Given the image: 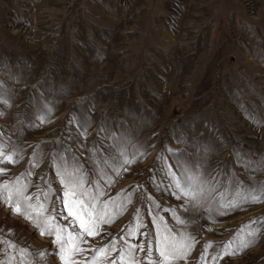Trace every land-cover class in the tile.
I'll return each mask as SVG.
<instances>
[{
    "label": "rangeland",
    "instance_id": "374dc122",
    "mask_svg": "<svg viewBox=\"0 0 264 264\" xmlns=\"http://www.w3.org/2000/svg\"><path fill=\"white\" fill-rule=\"evenodd\" d=\"M198 2L0 0V145L15 159L0 164V189H23L73 235L61 174L116 213L79 264L112 240L125 249L133 225L146 234L129 240L148 249L140 264L158 259L165 227L196 241L176 264H200L205 248L214 264L237 237L254 243L219 264H264V202L224 207L264 186V0H205L200 54ZM182 168L203 184L196 201L177 198L170 172L183 184ZM0 238V261L20 264L11 242L28 264H63L53 237L3 203Z\"/></svg>",
    "mask_w": 264,
    "mask_h": 264
},
{
    "label": "snow or ice",
    "instance_id": "6c2138e0",
    "mask_svg": "<svg viewBox=\"0 0 264 264\" xmlns=\"http://www.w3.org/2000/svg\"><path fill=\"white\" fill-rule=\"evenodd\" d=\"M4 103H7L4 101ZM14 155L6 153L2 145H0V164L14 163ZM125 164L131 163V161L125 159ZM179 166V165H178ZM5 169L0 168V175H3ZM184 183L176 177L174 172H170L173 177V182L179 195L177 198L186 197L193 201L197 200V194L204 191L203 184L200 182L197 175L189 172L188 169L182 168ZM61 183L64 185V197L67 199L62 201L67 209V216L71 217L76 224L70 225V227H77L75 235L61 227L58 223H54V218H49L45 215L47 210L43 208L42 204H38L33 208L29 203L31 197L23 194V189H18L12 193H8V185L5 184L3 189H0V203L7 205L12 213L19 215L26 221L30 222L33 227L38 230L40 235H46L53 237L54 245L58 246V251L63 264H79L75 259L76 256L82 255L85 249L82 245L87 244L88 241L85 237H96L100 234V228L103 224H110L114 222L116 213L109 214L106 210L103 212H97L94 207L95 197L91 196L87 190L82 189V181H69L65 182L63 174H61ZM26 187V186H25ZM174 195L176 193H173ZM240 195V200L231 201L224 207H239L241 203H261L264 202V186L260 189H248L246 194ZM181 224H185L186 221L179 220ZM264 223V222H262ZM139 225H133L127 234L128 239L124 240L125 249L118 250L116 247V241L112 240L104 247L99 249H91L95 255L89 264H104V261L110 259L113 252L118 253V259H113L111 264H140V261L135 259V253L137 250L145 252L147 255L148 249L143 244H130L129 240L139 239L140 236H146L141 232ZM249 235H255V233H249ZM123 239V238H122ZM239 240V244L236 248L232 245ZM2 238H0V244H4ZM195 239L191 236H180L172 234V230L164 228L159 234L158 240V259L153 260L148 257L146 264H176L177 261H186L194 244ZM254 241L247 239H240L237 237L233 241L224 245L219 252L216 253L213 258L214 264H219V260L225 256L235 255L237 252L248 248ZM9 249L17 250L21 253L20 264H28L25 257L29 255L24 249H17L15 244L11 242L7 243ZM212 247V245H208ZM0 264H11V257L7 260L0 261ZM200 264H208L207 261V248L201 253Z\"/></svg>",
    "mask_w": 264,
    "mask_h": 264
},
{
    "label": "bare ground",
    "instance_id": "6f19581e",
    "mask_svg": "<svg viewBox=\"0 0 264 264\" xmlns=\"http://www.w3.org/2000/svg\"><path fill=\"white\" fill-rule=\"evenodd\" d=\"M204 1L205 0H199V2L198 3H196V6H195V9H196V11L197 12H195L193 15H194V17H197V16H202L201 17V19H200V21H195V27L196 28H199V31L201 32V33H199V35H197L196 36V39L194 40V41H192L191 42V47H196V48H198L199 49V54L201 53V51H200V48H201V46L202 45H204V42L206 41V39H204V31H203V29L201 28L202 27V25L208 30V29H210L209 28V25H210V20H209V16H207L206 15V13H205V9L204 10H200V8L202 7V6H204L203 4H204ZM181 34L182 35H188V30L187 29H184L183 31H181ZM182 35H181V37H182ZM189 39H191V38H188L187 36H186V40L188 41Z\"/></svg>",
    "mask_w": 264,
    "mask_h": 264
}]
</instances>
